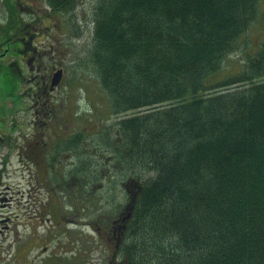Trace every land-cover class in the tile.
Wrapping results in <instances>:
<instances>
[{
	"label": "trees",
	"instance_id": "trees-1",
	"mask_svg": "<svg viewBox=\"0 0 264 264\" xmlns=\"http://www.w3.org/2000/svg\"><path fill=\"white\" fill-rule=\"evenodd\" d=\"M47 1L64 15L77 4ZM259 3L90 0L87 65L110 113H126L95 147L110 178L119 166L141 187L120 264H264V38L209 81L264 19ZM97 164L75 167L93 174L84 185L101 177Z\"/></svg>",
	"mask_w": 264,
	"mask_h": 264
},
{
	"label": "flooded vegetation",
	"instance_id": "flooded-vegetation-1",
	"mask_svg": "<svg viewBox=\"0 0 264 264\" xmlns=\"http://www.w3.org/2000/svg\"><path fill=\"white\" fill-rule=\"evenodd\" d=\"M0 1H3L7 13L0 15V90L3 94L13 98L8 106L5 104V107L8 108L5 110L6 115L0 118V148L7 146L9 150L15 151L11 157H8L7 152L6 154L0 153V264H12L9 257L10 244L8 243L15 236L12 235L13 237L8 240L9 234L12 229H17L16 226L21 223L20 217L23 215L25 222L23 224L39 218L40 224L46 225L42 235L36 234L34 240L29 236L23 238L22 243L19 240L20 244L29 241L30 250L34 246L37 247L35 254H32L31 258L24 263L61 264L60 260L63 259V256H57L53 252L49 253L52 248L49 242L54 240L55 232L71 238L70 227H76V234H73L72 238L75 243L78 242V250L84 257L78 199L90 203L94 194L90 188L97 185L95 183L97 179H92L93 182L83 186L84 190L89 191L85 199L79 196L75 169L79 162L76 163L74 158L77 132H72L70 106L67 100L65 103H61L60 107L55 106L54 98L57 96L55 93L61 83H67V73L64 62L65 52L61 50L63 55L61 61L54 59V45L49 41L53 32L49 30L62 28L60 22H57V15L61 10L55 9L47 1L51 12L45 10L44 16H40L39 20L38 16L35 17L36 13L31 11V3H25L27 12L24 17H21V11L17 4L19 2L16 0ZM8 1L13 6L12 10L7 6ZM24 8L26 9V7ZM52 13H57L54 15L56 21L50 20L54 18ZM46 19L48 23H46ZM58 70L60 78L57 82L52 83ZM25 95L33 99L32 103L36 107L35 117L38 118V121L33 119L32 122L35 132L29 134L24 132V135L18 127L25 128L24 124L27 122L23 121L18 114L25 110L22 107ZM39 116L41 117L39 118ZM9 122L12 123V126L7 127ZM15 127L20 135L14 134ZM19 141L21 145L18 146L15 143ZM40 153L44 154V160L40 158ZM30 155L38 160L32 161ZM22 158L25 163H22ZM70 160L69 165L65 164ZM15 161L19 167H13L11 171L14 173L8 174L7 167H12ZM31 163L35 167L40 166L43 170L42 173L33 171ZM105 165L102 166L98 163L97 169L103 171L104 176L109 177L111 173L110 157L106 158ZM69 166L70 169L65 170V167ZM14 177H25V181L29 185L40 186L43 189L45 187L48 192L46 200L39 198L36 192L28 186L23 192L22 190L15 191L21 197L13 194L7 196L8 191L5 189H8L9 185L3 183V180H11ZM88 185L92 187H88ZM97 186L96 189L104 190L102 184ZM121 186L129 191L131 189L129 182L125 186V182L122 181ZM119 213L110 220V226L106 231L103 229L104 225L98 223L101 216L97 217L94 222L95 231L98 234L104 233V238L112 243L113 248L121 234L116 230L114 224V219L119 216ZM89 223L87 221L84 226ZM13 233L18 234L17 230ZM13 241L15 240L13 239Z\"/></svg>",
	"mask_w": 264,
	"mask_h": 264
},
{
	"label": "rangeland",
	"instance_id": "rangeland-1",
	"mask_svg": "<svg viewBox=\"0 0 264 264\" xmlns=\"http://www.w3.org/2000/svg\"><path fill=\"white\" fill-rule=\"evenodd\" d=\"M16 1L19 2L17 4L21 11V17H24L27 12V6L25 3H31V11L36 13L35 17L38 16L39 20L40 16H44L45 10L51 12L46 0ZM259 2V11L264 13V0H259ZM89 3L90 0H77V4L73 8L74 10L68 12L66 15L61 12L58 13L59 15H57V13H52L53 17L54 15L58 16L57 22H60L62 28H58L57 30L52 28L51 30H48L53 32V36L49 37V41L54 45L53 52L54 56L56 57H54V59L61 61L63 56L61 50L65 52L64 62L66 63L65 72L67 73V83H61L55 93V95H57L54 98L55 106L57 105L60 107V104L65 103V100H67V103L70 106L72 132L76 131L77 133H81L79 136L80 144H77L74 150L75 162H79L85 166H88V162H90L91 166L88 167L93 168L95 166L92 165H95V163H100L102 166L105 165L106 158H108L106 155L108 154V151H104V154H99L101 152L100 148L96 149L95 147L97 140L100 139V135L105 131L108 136L114 137L115 130L113 125L126 113H110L107 95L103 90L100 89V84L98 82L96 73L93 72L91 67L89 68L87 65L85 53L92 42L91 38L93 31V22L90 19ZM7 6L9 9H13V6H11L9 1L7 2ZM24 7H26V9ZM71 13H74V15L72 16ZM6 14L7 13L3 1H0V15L2 16ZM55 19L56 17L51 18L50 20L56 21ZM47 21L48 20L46 19V23H48ZM262 38H264V19L261 18V15H259V17L253 21V24L245 32V35L239 39V47L234 52L230 53L229 56L224 60L222 69L212 76H209V81H217L227 72L238 70L241 67V63L245 60V55L255 51L258 48ZM224 68L227 72L224 71ZM7 98L9 99L8 101ZM12 99V97H8L0 90V118L6 115L5 110L8 108L5 107V104L8 106V103ZM32 101V98L28 96L24 97L22 101V107L26 111L24 110L18 114L20 118L23 119V121L27 122L24 124L25 128L18 127V129L21 130L22 134L24 135L25 133L29 134L30 132H35L32 122L33 119H35L36 122L38 121V118L35 117L36 114L34 112L36 107L33 105ZM10 117H12L11 114ZM40 117L41 116H39V118ZM8 126H12V123L9 122L7 127ZM18 129L16 127L13 129L15 135H20V132L18 133ZM37 134L39 136V133ZM37 134L34 135L36 136ZM15 144L18 146L21 145L20 141ZM8 150L9 149L7 146L0 148V153L3 152V154H6L7 152L8 157H11L15 154V151ZM44 157V154L40 153V158L44 160ZM31 160L35 161L38 159L31 156ZM22 163H25L24 158H22ZM68 163H71V160L65 162V164L69 165ZM31 165L33 171L42 173L43 170H41L40 166L35 167L32 163ZM13 167H19V164L15 161L13 162L12 167H7L8 174L14 173L11 171ZM117 168L118 170L115 171V174L112 173V178L104 176V172L100 171V169L98 170L102 178L98 177L95 183L97 185L102 184L104 190L102 191L96 189L98 187L97 185L95 186L96 188L88 185V187H92L90 189L94 192L90 203H85L84 200L78 199L84 257H82L80 254L81 251L79 252L78 250V242L75 243L72 238V235L76 234V227H70L71 238L65 237L59 232H55L54 240L49 242V245L52 247L49 253L53 252L57 256H63V259L60 260L61 264L110 263V252L113 249L112 243L106 241V238L103 236L105 235L104 233L98 234L95 231L94 222H96L95 220H97V217L101 216L98 220V223L104 225L105 228L103 229L106 231L110 226V220H112L114 216H116L119 211H121L123 206L129 200L128 198H130L135 192V189L131 186L130 191L127 188H122L121 183L122 181L124 182L126 180L127 176L123 174V170L120 171L119 166L116 167V169ZM68 169H70V166L67 168L65 167V170ZM86 172V175H84L79 171H76L77 185H79L77 190L79 196L83 199H85L87 192H89L83 188L85 182L89 181L87 176L92 175L93 177V174L89 173L90 171ZM83 177H86V180ZM94 177H96V173L94 174ZM6 180L7 179H4L3 183L9 185V188L5 189L8 191V194H6L7 196L13 194L14 196L19 197L20 194L15 193V191L22 190L23 192L27 186L28 188L33 189L39 198H44V201L48 196V192H46L45 187L43 189V187L40 186H31L27 181H25V177H14V179ZM51 194L53 196V192ZM49 196L51 195L49 194ZM30 214H32L31 211ZM23 217L24 215L20 217L21 223L16 226L17 229H12L11 233L9 234L8 240L15 236L13 238L15 241L12 242V239L10 243L7 242L10 244L9 257L11 258L12 264H25L24 262L28 261L32 254H35L37 250L36 246L30 250L28 246L29 241H25L24 244L20 243L23 242V238H28V236L30 238L32 237L34 240L37 236L36 234L42 235V232L46 226L45 224H40L39 218H36V220L33 222L28 221L27 224H23ZM87 221L90 223L84 226V223H87ZM15 230H17L18 234L13 233ZM19 240H21L20 243ZM115 261H117V259H115Z\"/></svg>",
	"mask_w": 264,
	"mask_h": 264
},
{
	"label": "water",
	"instance_id": "water-1",
	"mask_svg": "<svg viewBox=\"0 0 264 264\" xmlns=\"http://www.w3.org/2000/svg\"><path fill=\"white\" fill-rule=\"evenodd\" d=\"M59 70H58V73L56 72L55 74V77L52 81V83H55L59 80ZM129 184L133 187H135L136 189H139L140 186H139V182L135 179H130L129 180ZM135 195H136V192H134L132 195H131V199L129 200L128 204L125 206V210L123 212H121L119 214V217L117 219L114 220V224L116 225V230L119 231V234L122 233V229L125 228V223L128 221L129 217L131 216L132 214V208H133V205H134V202H135ZM117 244L115 246V248L117 249L118 248V245H119V239L116 241ZM115 251L112 252V255H111V258H113L115 256ZM111 264V263H109Z\"/></svg>",
	"mask_w": 264,
	"mask_h": 264
}]
</instances>
